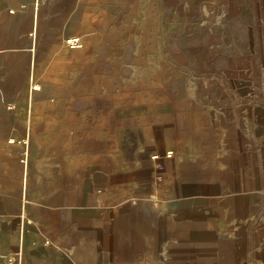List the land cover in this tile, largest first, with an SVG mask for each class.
<instances>
[{
    "label": "crops",
    "instance_id": "crops-1",
    "mask_svg": "<svg viewBox=\"0 0 264 264\" xmlns=\"http://www.w3.org/2000/svg\"><path fill=\"white\" fill-rule=\"evenodd\" d=\"M122 1L127 0H45L37 9L43 23L37 25L35 0H0V264H258L264 256L244 243L248 233L240 227V214L256 209L255 202L249 197L241 206L235 195H203L228 184L203 175L219 156L211 122L195 124L193 112L183 113L189 138L182 164L171 165L172 157L162 152L158 160L138 153L125 162L124 154L102 153L78 163L76 126L87 123L91 109L106 123V106L91 108L84 100L75 107L71 92L53 93L55 83L35 72L48 62L38 61L26 45L39 31L45 39H61L71 11L81 14L78 19L87 6L114 13ZM208 3L227 6L230 19L224 21L238 14L254 26L264 20V0L251 3L254 16L248 0ZM159 5L163 9L164 1ZM46 49L56 54L60 48ZM262 95L225 100L232 119L221 159L229 169H238V158L252 169L258 156L264 162V146L254 151L247 144L251 127L264 136ZM110 121L120 125L123 119L115 115ZM164 140L166 133L155 134L153 148ZM165 167L169 171L162 172ZM226 222L238 224L232 235L223 234Z\"/></svg>",
    "mask_w": 264,
    "mask_h": 264
},
{
    "label": "rangeland",
    "instance_id": "rangeland-1",
    "mask_svg": "<svg viewBox=\"0 0 264 264\" xmlns=\"http://www.w3.org/2000/svg\"><path fill=\"white\" fill-rule=\"evenodd\" d=\"M41 1L40 8L45 0ZM163 1V9L159 0L122 1L114 13L87 6L83 19L71 11L63 22L61 39H45L41 31L29 39L26 47L35 49L38 61L48 62L47 68L35 65V72L55 83L50 85L53 93L71 92L75 107H81L84 100H89L91 108L106 106V123L100 124L101 116L91 109L90 116H85L91 123L86 120L85 125L76 126L75 152L81 164L102 153L124 154L129 162L138 153L155 154L158 160L161 152L172 157L170 162L182 164L189 138L183 113L193 112L195 124H214L219 156L204 168L203 175L222 177L228 184L204 189L203 195L223 199L235 195L241 206L251 197L257 207L240 214L241 232L248 233L244 243L256 245L264 256V162L258 156L252 169L238 158V169H229L222 160V153L229 149L227 125L232 119L225 100L263 96L264 20L254 26L250 18L238 14L235 20L224 21L226 16L230 19L227 6L208 0ZM255 1L248 0L250 8ZM37 9L36 3L35 23L41 25L43 16ZM253 11L249 10L252 16ZM72 35L82 37L81 50L68 47L66 39ZM48 44L60 49L49 53ZM115 115L122 116V124L110 121ZM136 115L142 116L139 122H134ZM250 130L248 148L260 150L264 136L253 127ZM161 132L166 133V140L153 148L151 139ZM161 146L164 149L159 150ZM236 225L226 222L223 234L232 235ZM258 264H264L263 257Z\"/></svg>",
    "mask_w": 264,
    "mask_h": 264
},
{
    "label": "built area",
    "instance_id": "built-area-1",
    "mask_svg": "<svg viewBox=\"0 0 264 264\" xmlns=\"http://www.w3.org/2000/svg\"><path fill=\"white\" fill-rule=\"evenodd\" d=\"M35 2L38 4V6L40 7L41 4V0H35ZM13 12V11H12ZM66 43L68 45L69 48L73 49V50H81V48L84 45L83 39L80 36L77 35H72L70 37H68L66 39ZM15 141V140H14ZM169 156V155H168ZM25 160V159H24ZM23 160V161H24Z\"/></svg>",
    "mask_w": 264,
    "mask_h": 264
}]
</instances>
